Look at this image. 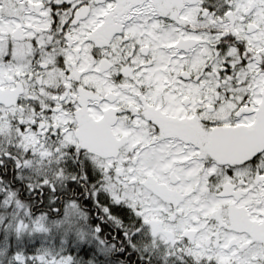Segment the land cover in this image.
Here are the masks:
<instances>
[{"label":"snow or ice","instance_id":"snow-or-ice-1","mask_svg":"<svg viewBox=\"0 0 264 264\" xmlns=\"http://www.w3.org/2000/svg\"><path fill=\"white\" fill-rule=\"evenodd\" d=\"M0 264H264V0H0Z\"/></svg>","mask_w":264,"mask_h":264}]
</instances>
